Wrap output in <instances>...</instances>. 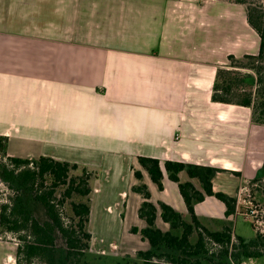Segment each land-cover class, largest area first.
Wrapping results in <instances>:
<instances>
[{
    "label": "crops",
    "instance_id": "obj_1",
    "mask_svg": "<svg viewBox=\"0 0 264 264\" xmlns=\"http://www.w3.org/2000/svg\"><path fill=\"white\" fill-rule=\"evenodd\" d=\"M226 11L233 13L231 5L218 0H0V136L8 137L10 156L50 157L93 175L88 228L108 243L103 254L122 245L127 201L144 202L133 191L140 183L155 205L186 216L166 161L218 165L214 190L238 203L239 182L263 166L251 109L211 99L218 55L235 41L232 18L223 34ZM140 156L160 160L163 191ZM180 179L201 190L186 172ZM215 200L196 205L200 221ZM225 211L207 215L209 226L221 225L213 231L233 229L235 215ZM157 226L168 230L160 214ZM15 250L0 237V264H15Z\"/></svg>",
    "mask_w": 264,
    "mask_h": 264
},
{
    "label": "trees",
    "instance_id": "obj_2",
    "mask_svg": "<svg viewBox=\"0 0 264 264\" xmlns=\"http://www.w3.org/2000/svg\"><path fill=\"white\" fill-rule=\"evenodd\" d=\"M230 2L243 3L240 0ZM254 13L257 15L259 12L252 7L248 14L251 21ZM258 17V21H253L260 36L259 53L242 59L229 56L228 64L216 70L211 99L214 103L251 109L252 121L264 126V16ZM8 141V137L0 136V180L12 191V196L0 204V237L18 236L15 264H90L92 234L88 226L93 175L76 164L50 157L28 159L10 156ZM138 162L158 190L163 191L164 173L160 160L140 156ZM164 168L170 180L178 185L190 221L164 202L155 205L146 184L133 187V191L144 199L138 216L146 225L142 230L132 228V233H140L142 240L150 246L147 251L137 252L140 261L144 264H242L247 259L264 258V234L256 230L255 224V239L246 240L234 236L230 224L220 231H213L204 226L196 215V205L206 197H214L224 204L226 218L237 214L238 199L214 190L213 180L223 169L177 161H166ZM79 169L81 176L70 175ZM182 172H186L190 179L198 180L201 190L192 182H182ZM235 175L240 176L238 172ZM135 176L139 181L143 180L141 171H135ZM261 180H264V163L251 184L258 185ZM61 187L63 197L58 200L57 189ZM73 196L81 200L72 202ZM66 203L72 212L67 224L61 212ZM38 204L45 209L46 222L39 221L34 213ZM159 214L169 224V231L157 226ZM56 233L64 238L65 250L57 246ZM122 262L117 264H138L137 260L130 259Z\"/></svg>",
    "mask_w": 264,
    "mask_h": 264
},
{
    "label": "rangeland",
    "instance_id": "obj_3",
    "mask_svg": "<svg viewBox=\"0 0 264 264\" xmlns=\"http://www.w3.org/2000/svg\"><path fill=\"white\" fill-rule=\"evenodd\" d=\"M187 1V0H186ZM189 1V0H188ZM224 3L231 5L233 13L226 11L228 15V20H224L223 26V34H230V18L233 20V28L232 34L230 36L235 38V41L232 43L224 44L223 49L218 55V60L220 63L218 64L217 68L220 66H224L228 64V57L235 56L237 59H242L246 55H257L259 53L260 47V36L257 27L254 24V21H258V16H264V0H240L243 2L242 4L233 3L230 1H239V0H218ZM252 7L256 8L259 12L257 15L256 13L253 14V19H249V11H251ZM254 20V21H253ZM216 68V70H217ZM249 72V71H244ZM257 131L254 132V141L262 143L264 145V126L259 125ZM252 153V152H251ZM252 157V155H250ZM261 157L264 158V152L261 153ZM223 165V164H222ZM215 167H218L216 165ZM260 169L257 171L256 175L252 178V180L257 176ZM71 176H81L82 171L81 169L72 171ZM248 176V175H247ZM226 182H238L237 179L234 177H227ZM241 180V175L239 176ZM240 184L235 188L238 189L240 196H239V209L238 215H235L232 219L233 223V230L236 234L246 240H253L256 237V231L253 227V224L256 225V230L262 232L264 234V180L259 181L258 185H252L250 182H239ZM234 185L233 187H235ZM233 192V191H232ZM235 192V190H234ZM12 196V191L8 188V186L0 180V204L5 203L8 198ZM57 197L60 200L63 197V188L57 189ZM72 202H78L81 199L77 196H73L70 199ZM68 200V202H70ZM84 200V199H82ZM216 205L209 206V209L203 212L201 216L202 223L212 229L218 230V227H221L217 221H214V227L209 226L207 215H216L219 217H223V207L224 205L221 202L215 200ZM59 205V203H57ZM220 206V207H218ZM140 205L135 199H129L127 201V210L125 216V231L123 235V240H121V244L118 248L115 244L109 245L111 249L108 251L109 253L103 254L108 250V243L105 242L100 237H92V241L94 245H91V253L90 257L88 258L90 264H117V262H122L125 259L127 260H134L138 262V264H144L137 258V250H148L150 248L148 242L145 243V248H136L142 245V237L140 233H132V228L134 226L143 228V223L139 220L138 217V209ZM61 212L63 214L64 222L67 224L70 222L72 218V212L70 210V206L66 203L63 207H61ZM250 212L254 214V218L250 217ZM34 213L39 221L46 222L48 220L45 209L42 205H37L35 207ZM247 215V216H246ZM186 220L190 221V216L188 213L186 214ZM216 222V223H215ZM167 231L170 230V226H167ZM17 235L9 234L1 236V239L8 242H13L16 246L18 245ZM108 237V236H106ZM56 243L57 246L65 250L66 244L64 238L61 236L60 233H56ZM15 250V251H16ZM136 250L137 252H135ZM16 253V252H15ZM254 260H262L264 258L254 259ZM15 263H16V256H15ZM126 263V262H122Z\"/></svg>",
    "mask_w": 264,
    "mask_h": 264
},
{
    "label": "built area",
    "instance_id": "obj_4",
    "mask_svg": "<svg viewBox=\"0 0 264 264\" xmlns=\"http://www.w3.org/2000/svg\"><path fill=\"white\" fill-rule=\"evenodd\" d=\"M251 214H250V217L253 219L255 216H254V214H252V212H250ZM247 216V215H246Z\"/></svg>",
    "mask_w": 264,
    "mask_h": 264
}]
</instances>
